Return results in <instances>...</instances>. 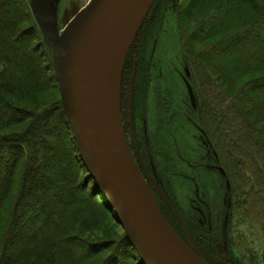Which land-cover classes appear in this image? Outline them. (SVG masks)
Here are the masks:
<instances>
[{"label":"trees","instance_id":"1","mask_svg":"<svg viewBox=\"0 0 264 264\" xmlns=\"http://www.w3.org/2000/svg\"><path fill=\"white\" fill-rule=\"evenodd\" d=\"M205 2L174 8L172 0H157L124 74L135 69L134 112L141 117L150 49L171 6L205 129L232 183L230 216L245 207L264 232V0H214L196 14ZM44 51L26 1L0 0V264H139L81 161L62 107L47 97L59 86ZM170 151L165 146L160 155L174 167ZM108 218L124 235L105 256L113 235ZM250 262L264 264V252Z\"/></svg>","mask_w":264,"mask_h":264},{"label":"water","instance_id":"2","mask_svg":"<svg viewBox=\"0 0 264 264\" xmlns=\"http://www.w3.org/2000/svg\"><path fill=\"white\" fill-rule=\"evenodd\" d=\"M156 0H91L59 30L35 13L51 48L62 107L81 161L143 264H207L169 226L130 151L121 111L129 50ZM187 77L190 74L186 70ZM228 219L224 225L227 245Z\"/></svg>","mask_w":264,"mask_h":264},{"label":"rangeland","instance_id":"3","mask_svg":"<svg viewBox=\"0 0 264 264\" xmlns=\"http://www.w3.org/2000/svg\"><path fill=\"white\" fill-rule=\"evenodd\" d=\"M25 1L30 9L31 17L39 32L42 43L45 44L46 51H44V53L50 56V61L52 62L53 52L45 41L40 24H38L35 19V13L41 14L37 5L39 0ZM89 1L90 0H85L82 2V7L83 5L87 7L90 3ZM205 1L206 2L196 10V14L203 13L208 6L214 3V0ZM189 2L190 0H172L174 8L179 4L181 7H186ZM35 3L37 5L36 7ZM73 15L74 14L71 13L69 16H65V18L60 20V31L64 30L66 24ZM161 19L162 23L159 24V31L157 30L155 34V41L152 49H150L148 62L151 67L150 84L146 95V100H149L148 111L147 108L145 111L143 110L145 115L141 116V118L135 114L133 103L132 114L128 111L130 117H127V120L128 118L129 120L131 119L128 123V127L129 130H132V126H134L135 121L138 120L142 128L143 122L146 121L148 135L151 136V133L152 135L157 134V130L154 131V122L159 112H161L162 116L166 114V112L159 110V107L162 97L167 92L168 96L170 95L172 98L171 102L173 105L171 108L179 115V121L175 123V131L172 137H164V140H166L173 149L170 153L173 158L171 160L174 162V167L165 164L166 168L164 171L159 170L158 165H160V156L156 147L153 149L151 147L152 156L150 155L153 157V164L155 165L149 162L152 159L148 155L150 153L145 152L144 145L140 149L146 164L150 169L155 168L161 183H158V188H153L149 182L144 180L155 198L156 203L159 197L160 201L162 200L164 202L167 217H170V215L173 217L175 221L173 222L174 225H176L178 229L180 228L182 232H187L188 237L197 247L201 255L210 259L211 262H213L212 264H222L219 261L215 263L212 256L215 257L216 260H219L220 256H224L227 264H231L233 260L238 262L244 261L245 264H250L252 256L255 258L257 257L258 260L261 261V256L264 252V232L262 227L258 224V221L255 220V213L252 212L250 216H248L245 213L246 209L244 207V209L241 208L238 213H234L235 210L232 211V216H230V210L233 209L234 204L232 183L229 175L221 166L218 150L212 144L208 132L205 129L203 115L200 109L201 101L197 94L195 84L187 77L186 70H188L189 74L190 70L186 65L185 53L179 35V25L171 10V6L162 14ZM187 27L189 30H192L194 22L190 21ZM127 62L128 57L126 63ZM128 80V75H125L123 72L121 95L123 94L122 97L125 96L126 98L124 100L125 106L130 96L127 90ZM47 97L55 100L57 99V103L62 107L60 91L52 90L47 94ZM195 125L197 128H195ZM56 132L57 129L53 134L51 132L52 138L56 135ZM160 132L161 130L159 133ZM136 134L135 136L141 139L139 133L138 135ZM162 134H164V130ZM149 141L152 143L151 138H149ZM139 142H141V140ZM166 148H168V145H166ZM49 156H51V154H47V157ZM51 158H53V156H51ZM203 166H205V168ZM142 177L144 178L143 175ZM152 177L155 179L154 183L156 184V181H158L157 177L153 175ZM111 219L107 222L108 228L111 229L113 234L111 235L112 238L109 239L111 249L103 253L105 256L114 252L115 248H113L112 245L115 243L116 238L121 239L124 235L123 230L118 225H115ZM226 219H228V235L227 245L225 246L224 225ZM197 256L200 257L198 254ZM200 258L207 264H211L209 263L210 261L207 262L202 257ZM123 261L124 264L128 263V260L125 258ZM139 264H143V262L141 261Z\"/></svg>","mask_w":264,"mask_h":264},{"label":"flooded vegetation","instance_id":"4","mask_svg":"<svg viewBox=\"0 0 264 264\" xmlns=\"http://www.w3.org/2000/svg\"><path fill=\"white\" fill-rule=\"evenodd\" d=\"M84 1L85 0H41V2H43V5L45 7V12L47 13V15H50V7L51 6H53V8L55 9V15H56V19H57V22H58V26H59V24L61 22L60 20L65 18V16L66 17L69 16L71 13H73L74 15L70 18V20L74 19L75 16L77 15V13L80 10H83L86 7L85 5H83V7L81 5L82 2H84ZM36 6L37 5L35 3V7ZM75 11H77V12H75ZM149 67H150V64H149ZM150 69H151V67H150ZM134 76H135V69L133 70L132 74L129 76V80L127 82V90H128V95L130 93V96H129L130 99L128 98V101L126 102V106L124 104V100L126 98H125V96L122 97L123 94L121 95V111L123 112L122 113L123 114L122 117L124 118L123 119V124H124V128H125V132H126V137H127V141H128V144H129V148H130V151H131V153L133 155V158H134V160H135V162L137 164V167L139 168L141 174L144 176V179L147 182H149L153 188H155V187H157L159 182L161 183V180L158 178V174H157L155 168H151L150 169L148 167V165L146 164V162L144 160V156L141 153L140 149L144 145L145 152L150 153L148 155L152 156L151 147H152V149L156 147L157 152H158V154L160 156V165H158V169L164 171V169H161V168L165 167L166 165H165V163L163 161V156H161L160 154L163 153V151H165V146L166 145H168V148L170 150L172 149L171 146L167 143V141L164 140V137L165 136L167 138L168 137H172V134H174V131H175V127H174L175 123H176V121H179V118H178L179 115L176 114L173 111V108H171V106L173 105V103L171 102V100H172L171 96L170 95L168 96V92L167 93L164 92L165 94L163 93L164 96L161 99V105L159 107V110H161L163 112H166V114H164L162 116L161 112H159L158 116L155 118L154 131L157 130L156 131L157 134L152 135V133H151V136L148 135V130L146 128V126H147L146 121L143 122L142 128H141L140 127L141 123L139 124L140 121L136 120L134 126H132V128H133L132 130L133 131L129 130L128 123L130 122L131 119L129 120V118H128V120H129L128 121L127 117H130V114L128 113V111H130L131 114H132V105L134 103V101H133V99H134L133 98ZM123 88H124V86H123ZM148 101L144 104V107H142V110L145 111V109L147 108V111H148ZM122 103H123V105H122ZM144 115L145 114L142 113L141 116H144ZM135 127H136L137 130L135 129ZM195 128H197L196 125H195ZM135 130H136V132H135ZM160 130H161V132L159 133ZM163 130H164V134H162ZM133 132H134V134H133ZM138 133H139V136H140L141 139H139L138 136H135V134L138 135ZM160 134H162V135H160ZM157 135H158V137H157ZM204 137H205V135H204ZM149 138H151V141H152L153 144L150 143ZM140 140H141V142H139ZM171 140H173V139H171ZM158 147H160L161 149L158 148ZM151 159L152 160L149 161V162L152 165H155V164H153L154 163L153 162L154 161L153 157H151ZM203 167L205 168V166H203ZM152 175L154 177H157V179H158V181H156L157 182L156 184L154 183L155 179H153ZM158 187H159V185H158ZM157 201H158L157 202V206H158V209H159L161 215L166 220V222L173 228V230L177 233V235L187 245H189L200 257L205 259L207 262L210 261L209 263L212 264L213 262H211L210 259H208L206 256L204 257L203 255H201V253L198 251L197 247L194 245V243L188 237L187 232L186 231H185V233L182 232L180 230V228L178 229V227H176V225H174L173 222H175V221L173 220V217L171 215H170V217H167V214H166L167 211H165L164 202L162 200L160 201V197L157 198ZM180 225L182 226L181 223H180ZM212 259H213V261L215 263H217V261H219L222 264H227V261H225V257L224 256H220L219 260L218 259L216 260V258L212 256Z\"/></svg>","mask_w":264,"mask_h":264}]
</instances>
